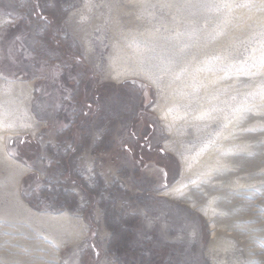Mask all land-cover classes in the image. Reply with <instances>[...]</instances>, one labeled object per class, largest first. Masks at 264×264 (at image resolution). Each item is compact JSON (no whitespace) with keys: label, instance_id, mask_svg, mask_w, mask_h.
<instances>
[{"label":"rangeland","instance_id":"rangeland-1","mask_svg":"<svg viewBox=\"0 0 264 264\" xmlns=\"http://www.w3.org/2000/svg\"><path fill=\"white\" fill-rule=\"evenodd\" d=\"M0 264H264V0H0Z\"/></svg>","mask_w":264,"mask_h":264},{"label":"bare ground","instance_id":"bare-ground-1","mask_svg":"<svg viewBox=\"0 0 264 264\" xmlns=\"http://www.w3.org/2000/svg\"><path fill=\"white\" fill-rule=\"evenodd\" d=\"M114 79L116 80V81H121L122 80V78H119V77H117V76H114ZM33 84H34V81L33 80H31V81H28V82H16V83H14V85H13V87L14 88H16V89H19V90H21L22 88H24V90H26L27 92L26 93H29V97L31 96V94H32V89H33ZM12 87V88H13ZM26 103V102H25ZM27 110V109H26ZM28 111V110H27ZM35 119V118H34ZM5 131V135H9V134H11L12 132H10V130L9 131H6V130H4ZM22 170L25 172L26 171V168L27 167H25L23 164H22ZM162 194H164V195H168V196H171V197H179V198H181V199H183L184 197H185V195H184V188H182L180 185H179V183H175V184H173L172 186H170V187H168L166 190H164L163 192H162ZM24 204H25V206L27 207V208H29L30 210H32V211H34L32 208H30L25 202H24ZM35 212V214H36V216H37V218H39V219H44V220H46V221H48V220H54L55 218H57V216L56 217H54L53 218V215L52 214H50V213H38V212H36V211H34ZM215 242V241H214ZM215 245H216V243H214ZM213 245V244H212Z\"/></svg>","mask_w":264,"mask_h":264},{"label":"trees","instance_id":"trees-1","mask_svg":"<svg viewBox=\"0 0 264 264\" xmlns=\"http://www.w3.org/2000/svg\"><path fill=\"white\" fill-rule=\"evenodd\" d=\"M161 153H162L163 155H165L164 151H161ZM68 178H69V179H72V180L75 181V182H81V181H83V180L78 181V180L73 179L72 176H71V174H69ZM81 185L83 186V187H82L83 191H85L86 193H89V191H88V189L86 188V186L83 185L82 183H81ZM91 223L93 224V222H91ZM108 225H109L111 228L116 229V224H115V223H110V222H109ZM94 227H95V224H94ZM96 249H98V248L96 247Z\"/></svg>","mask_w":264,"mask_h":264},{"label":"water","instance_id":"water-1","mask_svg":"<svg viewBox=\"0 0 264 264\" xmlns=\"http://www.w3.org/2000/svg\"><path fill=\"white\" fill-rule=\"evenodd\" d=\"M162 151H164V150H162Z\"/></svg>","mask_w":264,"mask_h":264}]
</instances>
